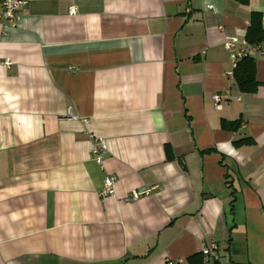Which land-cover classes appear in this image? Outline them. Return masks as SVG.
<instances>
[{
  "label": "crops",
  "instance_id": "obj_1",
  "mask_svg": "<svg viewBox=\"0 0 264 264\" xmlns=\"http://www.w3.org/2000/svg\"><path fill=\"white\" fill-rule=\"evenodd\" d=\"M25 1L0 19V264H189L210 243L264 264V41L245 42L264 0Z\"/></svg>",
  "mask_w": 264,
  "mask_h": 264
},
{
  "label": "built area",
  "instance_id": "obj_2",
  "mask_svg": "<svg viewBox=\"0 0 264 264\" xmlns=\"http://www.w3.org/2000/svg\"><path fill=\"white\" fill-rule=\"evenodd\" d=\"M26 4L25 0H0V19L5 22L4 26L15 27L18 21V16L20 10L23 9L24 5ZM69 12L71 14L75 13L74 8H70ZM238 40L233 38L231 40H227L224 42L223 46L229 50L231 53V60H232V68L236 66L237 60L243 55V50L238 48ZM7 64V62H5ZM229 75H232V70L228 72ZM215 101V107H219V103L221 97L219 95L213 96ZM106 150V143L103 139L96 140L93 148H92V155L93 159L96 162H100L103 152ZM114 184H115V177L112 175H107L103 181V187L100 191V194L103 196L112 195L114 192ZM150 189H146L144 191H137L133 190L127 196V200H137L141 198L143 195L150 193ZM201 253L204 256V262L208 260H218L219 253H218V246L216 243L204 244L201 248ZM167 264H183L182 260H167Z\"/></svg>",
  "mask_w": 264,
  "mask_h": 264
},
{
  "label": "trees",
  "instance_id": "obj_3",
  "mask_svg": "<svg viewBox=\"0 0 264 264\" xmlns=\"http://www.w3.org/2000/svg\"><path fill=\"white\" fill-rule=\"evenodd\" d=\"M246 3V0H238ZM264 41V26H262V16L260 13L253 12L250 15V25L247 28L245 34V42L247 48L252 45H258ZM243 55L237 60L236 66L232 69V78L235 81L238 89L243 93H253L257 90L259 82L256 79V65L254 58L246 51L243 50ZM238 121H232L227 123L223 121V125H227L236 129L238 127ZM250 140H240L236 144L249 143ZM168 158L171 157L170 149H166ZM189 264H204V256L201 252L193 254L187 259ZM213 264H217V260H213Z\"/></svg>",
  "mask_w": 264,
  "mask_h": 264
}]
</instances>
